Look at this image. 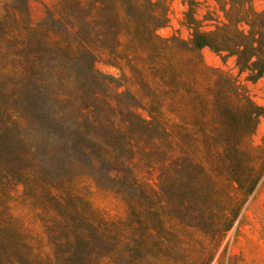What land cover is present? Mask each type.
<instances>
[{
	"label": "trees",
	"instance_id": "16d2710c",
	"mask_svg": "<svg viewBox=\"0 0 264 264\" xmlns=\"http://www.w3.org/2000/svg\"><path fill=\"white\" fill-rule=\"evenodd\" d=\"M29 2L0 0V264H195L188 234L211 219L222 242L264 176V110L241 82L264 77V10L213 0L199 20L185 0L184 40L157 33L168 0H57L39 23ZM205 48L234 66H208ZM42 88L71 135L46 154L30 96ZM80 155L112 165L124 214L81 191L102 184Z\"/></svg>",
	"mask_w": 264,
	"mask_h": 264
},
{
	"label": "rangeland",
	"instance_id": "374dc122",
	"mask_svg": "<svg viewBox=\"0 0 264 264\" xmlns=\"http://www.w3.org/2000/svg\"><path fill=\"white\" fill-rule=\"evenodd\" d=\"M7 4L10 0H3ZM57 0H30L28 9L33 23H39L45 18L46 8L55 6ZM201 5L196 11V18L203 19V15L208 10H212L214 6L213 0H200ZM255 7L258 10H264V0H254ZM1 4V3H0ZM189 6L185 0H168V23L164 27H159L157 33L163 38L179 37L189 40L191 30L189 21L192 15H188ZM205 28H209L206 26ZM206 64L213 68H232L234 63L232 60L224 65L221 58L214 54L210 49L205 48L202 52ZM96 68L106 75L118 77V71L107 66L103 61L96 64ZM71 76V71L67 73V77ZM66 81V80H65ZM241 82L245 86L252 101L264 110V77L254 81L246 80L241 77ZM33 99V109L35 121L38 119L45 124V133L41 136L40 132H35L36 145L38 149L46 154L47 151L53 149H63L58 143L46 145V141L59 139L63 137L71 138L67 131H63L61 120L58 118V108L61 101L55 100L47 93V89L42 88L30 95ZM57 101V104H56ZM86 116L89 113L84 114ZM80 116V114L78 115ZM60 136V137H59ZM77 139V138H76ZM253 142L256 145H262L264 141V115L260 118L259 125ZM80 145H85V141L78 138ZM76 153V151H75ZM80 159L89 164L88 173L92 174L101 182L98 187L90 180L85 179L79 182L81 191L90 199L92 204L110 215H122L125 212V205L122 200L111 190L117 178L108 176L111 171L110 163H107L103 169L98 163L96 157L86 158L80 155ZM90 163L93 167H90ZM55 164L60 172H67L68 168L65 164L56 161ZM194 222V221H193ZM211 219H206L207 227L199 232L188 234L198 237L197 244L190 250V258H194L195 264H264V176L256 186V189L248 198L240 211L231 230L224 236L222 242H219V235L216 229L210 227Z\"/></svg>",
	"mask_w": 264,
	"mask_h": 264
}]
</instances>
